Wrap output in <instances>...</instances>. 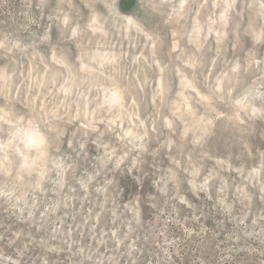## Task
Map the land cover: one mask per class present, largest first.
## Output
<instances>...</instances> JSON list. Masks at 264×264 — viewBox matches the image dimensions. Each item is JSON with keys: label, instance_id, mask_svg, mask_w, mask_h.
Here are the masks:
<instances>
[{"label": "clouds", "instance_id": "1", "mask_svg": "<svg viewBox=\"0 0 264 264\" xmlns=\"http://www.w3.org/2000/svg\"><path fill=\"white\" fill-rule=\"evenodd\" d=\"M0 264H264V0H0Z\"/></svg>", "mask_w": 264, "mask_h": 264}]
</instances>
